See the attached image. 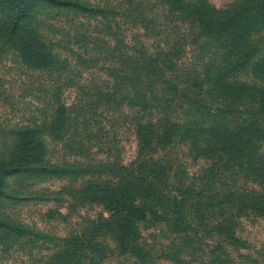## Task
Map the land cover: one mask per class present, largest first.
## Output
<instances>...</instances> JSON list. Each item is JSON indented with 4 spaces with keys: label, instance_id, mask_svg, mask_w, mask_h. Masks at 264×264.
Listing matches in <instances>:
<instances>
[{
    "label": "rangeland",
    "instance_id": "374dc122",
    "mask_svg": "<svg viewBox=\"0 0 264 264\" xmlns=\"http://www.w3.org/2000/svg\"><path fill=\"white\" fill-rule=\"evenodd\" d=\"M81 1L103 9L104 14L93 20L44 11L38 17L35 31L41 43L51 45L53 66L24 65L12 49L0 44V157L12 149L15 136L28 128L43 140L45 162L72 169L99 163L128 167L137 157L138 124L142 122L138 110L128 105L135 94L130 93L125 76L148 56L171 69L178 86L185 81L181 75L189 73L193 79L198 73L216 70L218 45L189 24L186 12L192 0ZM207 1L217 8L230 2ZM247 42L264 51V30L252 33ZM228 83L256 86L245 70L233 74ZM207 100L213 110L224 103ZM236 104V116L229 117L233 123L254 118L251 99L245 97ZM57 113L66 121L54 132ZM260 147L264 157V140ZM168 151L171 162L190 179L210 163L203 156L192 158L185 141H177ZM163 154L156 150L150 156ZM116 179L114 174L8 179L4 191L11 197H0V217L44 236L37 233L34 236L39 240L34 241V237L0 234V264H49L56 245L70 239L84 245L75 253L81 264L84 260L85 264H139L134 252L120 247L112 233L98 231L101 219L109 218L105 208L80 198L83 188L126 187ZM246 186L259 189L251 182ZM243 200L224 205L225 230L219 228L224 219L219 208L205 222L189 216L190 227L184 231L151 221L153 214L146 222L132 221L137 246L142 249L139 257L149 259L150 264H264V213L249 208L239 211Z\"/></svg>",
    "mask_w": 264,
    "mask_h": 264
},
{
    "label": "trees",
    "instance_id": "16d2710c",
    "mask_svg": "<svg viewBox=\"0 0 264 264\" xmlns=\"http://www.w3.org/2000/svg\"><path fill=\"white\" fill-rule=\"evenodd\" d=\"M177 10L183 12L179 7ZM44 11L93 20L104 14L103 9L81 0H0L1 47L12 49L24 65L37 69L49 68L55 61L51 45L41 43L35 31ZM186 14L189 24L218 45L217 68L198 73L193 79L189 73L181 75L185 81L178 86V77L171 76L173 71L148 56L125 76L130 93L135 94L128 105L138 110L142 122L138 124L137 157L128 167L99 163L72 169L45 162L43 140L27 128L15 136L12 149L0 157V197H11L4 189L8 179L18 176L61 179L77 174H114L117 182L124 181L125 188L118 184L83 188L80 198L105 208L109 218L101 219L98 231L112 233L120 247L134 252L139 264H150V260L139 257L142 249L137 246L132 221L146 222L149 214L154 215L153 222L184 231L190 227L189 216L205 222L214 218L216 208L224 211V205L239 199H244L239 211L249 208L264 213V157L260 153L264 140V51L247 42L252 33L264 30L263 1L230 0L225 7L217 8L207 0H192ZM244 70L256 86H231L229 78ZM245 97L254 105V118L233 123L229 117L236 116V103ZM211 98L222 100L223 106L213 110L207 100ZM57 115L54 132L66 121L63 114ZM177 141L189 145L192 158L203 156L210 161L191 179L168 155ZM156 150L164 152L162 157L150 156ZM248 182L259 189L252 191L246 186ZM219 214L223 219L225 211ZM219 228H227V217ZM37 233L44 236L25 224L0 217V234L17 239L34 237L37 241ZM56 246L58 250L49 264L82 263L75 256L76 250L84 247L82 243L70 239Z\"/></svg>",
    "mask_w": 264,
    "mask_h": 264
}]
</instances>
